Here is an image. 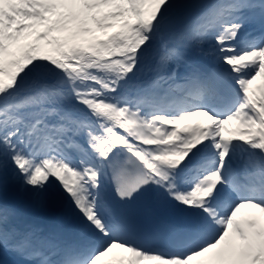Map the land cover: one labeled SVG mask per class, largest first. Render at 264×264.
Returning <instances> with one entry per match:
<instances>
[{
  "label": "snow or ice",
  "instance_id": "snow-or-ice-1",
  "mask_svg": "<svg viewBox=\"0 0 264 264\" xmlns=\"http://www.w3.org/2000/svg\"><path fill=\"white\" fill-rule=\"evenodd\" d=\"M0 264H264V0H0Z\"/></svg>",
  "mask_w": 264,
  "mask_h": 264
}]
</instances>
